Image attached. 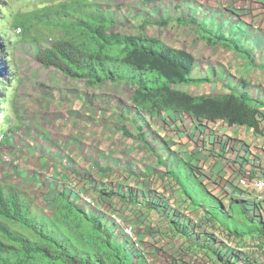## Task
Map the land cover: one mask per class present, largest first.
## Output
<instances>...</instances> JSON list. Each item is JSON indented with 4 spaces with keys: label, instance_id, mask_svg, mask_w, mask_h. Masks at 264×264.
<instances>
[{
    "label": "crops",
    "instance_id": "crops-1",
    "mask_svg": "<svg viewBox=\"0 0 264 264\" xmlns=\"http://www.w3.org/2000/svg\"><path fill=\"white\" fill-rule=\"evenodd\" d=\"M175 7L169 9L168 12L173 17L176 15L174 14ZM250 7L258 8L260 18H239L237 16L232 18L231 15L225 16L228 18H222L217 10L208 11L206 7H201L196 2H185L183 13L177 14V17H186L188 14L200 17L199 21H202L208 29L217 33L222 32L233 38L236 43L244 46L248 55H242L221 44L209 45L194 27L188 28L181 25L196 34L191 36V41L199 39L208 47L214 48L213 51L218 49L229 51L237 62L238 72L237 74L233 70L219 72L217 66L207 58L205 61L197 63L191 52L194 57L192 76L206 78L207 81L199 84L180 85L179 88L191 95L217 96L230 91L246 93L250 98L263 104L260 107L258 132L248 126L228 125L225 120H196L185 114L169 110L142 112L141 120L134 112L131 95L119 94V91L127 92L130 88L133 91L131 84L125 81H106L94 87H88L82 80L86 87L83 92L86 93L80 94L76 89L75 94L72 95V91L64 92L62 84L54 79V71L49 70L53 67H43L36 61L37 64L33 65L34 70L27 68L26 72L25 68L21 66L17 69V74L14 77L17 81L13 103L14 110H16L15 120L11 119L6 124L8 139L5 142L9 145L12 144L14 152L12 162L16 159L15 152L18 151L23 152L22 157L24 156L25 160L18 167L11 164L12 162L8 158L10 156H7L8 154L2 147L0 150V180L26 192L30 198L32 196L29 190L39 187L42 188V192L45 191L46 198L52 202L56 193L67 191L78 199L88 196L94 199L99 198L102 201L116 202L117 200L119 204L124 202L125 207L133 205V201L139 200L142 205L147 206L149 211L154 208L145 204L143 199L146 198L142 196V193L145 197L150 196V199L156 200L158 197L154 190L147 192L145 191L147 188L141 184L133 186L137 190H134L135 194L133 195L135 196L131 194L133 201L130 203L115 194H106V191H102V189L130 196L128 194L129 186H126L124 191H120L124 184L133 185L135 180L154 181L156 178H161L165 171L177 170L182 162H187L193 167L202 165L205 171H207V167L213 166L214 172L220 171L218 174L221 177L231 175V177L236 176L238 180L240 174L248 175L252 185L256 174L264 169V0H255L253 4H250ZM177 17L168 19L177 23ZM161 19L166 18H146L144 21L155 22ZM181 40L174 44L166 43L190 52L186 43L188 39L184 37ZM42 68L44 69L43 73ZM55 71L58 72L56 69ZM193 72H196V76L193 75ZM214 78L217 81L211 82ZM70 79L69 77L66 79L67 83ZM104 84L107 85L102 86ZM205 85L215 86L217 94L209 92ZM17 98L20 99L23 106L22 111L25 110L23 113L15 104ZM79 108H82L83 111L78 112ZM70 110H73L71 121L64 124V111ZM153 113L160 114L161 120L165 124L169 123V119H173L174 123L171 127L175 133L178 127H184L186 135L183 138L184 152L177 146L180 133H176L173 140L168 137L164 138L162 134L164 132L154 125L152 119L147 116V114ZM169 116L171 118H168ZM211 122H218L223 126L216 131L209 125ZM161 127L163 128L164 125ZM207 131H210L209 137ZM52 134L66 135L67 137L55 142ZM155 134L156 136H154ZM212 139L213 141H211ZM15 148L16 151H14ZM38 152H41L43 154L41 156L44 158L42 161L39 160L36 167H33L32 165H35L36 162H33L32 156H37ZM46 175L48 178L45 177ZM212 175L209 172L205 176L213 181ZM245 176L244 178H246ZM198 178L203 181L200 175ZM218 179L221 178L218 177ZM222 182H227V179L223 178ZM233 185L235 186L234 192L230 194L231 202L229 206L224 205V208L229 214H232L233 207L236 209L237 207L245 208L250 215L253 212L252 209H255V204H258L259 207L255 209V213L261 215L264 225V197H260L257 190L247 194L238 183ZM130 189L132 188L130 187ZM138 195L141 198H137ZM235 199L244 200V203L240 205L236 203ZM156 201L164 202L161 199ZM49 205V207H53L52 203ZM82 205L86 206L83 202ZM166 205L171 212V208L168 204ZM103 206L97 204L88 207L87 210L100 216L102 222L111 226L116 233L119 232L110 217L111 213L105 211ZM157 211L163 215L159 207ZM164 218L172 228L169 217L165 216ZM172 229L176 232L175 228ZM195 229L192 230V227H189L187 230L192 233L201 231L199 228L195 227ZM182 237L184 241V236L182 235ZM254 238L262 237L253 236ZM246 239L247 237L238 238L239 241ZM248 240H250L249 237ZM139 248L137 252L144 254L147 258V254L140 245ZM197 249L199 254H204L203 248L197 247ZM204 256L206 257L205 264H211L208 261L209 258L205 254ZM243 257L245 260L253 258L250 254ZM255 259V264L259 263V258L255 257ZM148 262L151 264L150 261Z\"/></svg>",
    "mask_w": 264,
    "mask_h": 264
},
{
    "label": "trees",
    "instance_id": "trees-1",
    "mask_svg": "<svg viewBox=\"0 0 264 264\" xmlns=\"http://www.w3.org/2000/svg\"><path fill=\"white\" fill-rule=\"evenodd\" d=\"M22 1L26 0H0V133L3 132L1 117L6 91L13 80L12 59L8 54L11 48L7 34L9 26L19 28L22 35L34 41L36 60L43 67H53L71 79L83 80L88 87L106 81L131 84L134 87L131 103L141 120L142 112L169 110L191 119L225 120L228 125L248 126L259 131L263 104L246 93L230 91L217 96L191 95L179 88L180 85L207 81L192 76L194 57L186 49L173 47L142 32L120 34L109 30L113 24L110 10L96 0H27L31 3L30 9L19 11L15 5ZM198 18L188 14L177 17V23L194 27L209 45L221 44L248 55L244 46L222 32L208 29ZM155 23L164 26L168 20ZM44 27L50 28L45 32L49 37L45 42L47 45L33 33ZM192 176L200 187L218 200L221 209L226 210L222 201L198 178L196 167L187 162H182L177 170L165 171L161 179H171L184 200L204 207L210 214L212 225L218 224L240 239L248 237L249 230L254 233L252 229L233 231L221 225L208 207L199 201L190 181ZM102 191L130 203L134 196L131 194H135L130 188V196L113 190ZM142 194L146 198L145 204L162 208L161 213L169 217L172 228L184 236L189 246L204 249L211 264H251L242 255L218 247L219 240L213 233L188 231L189 227L194 230V225L172 210L170 212L166 204L157 202L161 198L159 195L154 200ZM79 199L67 191L56 193L52 214L48 215L38 210L25 192L0 180V264H149L144 254L126 245L120 232L116 233L102 222L100 216L87 211ZM235 201L240 205L244 203L241 199ZM257 207L255 204V209ZM237 209L244 210L251 221L259 222L258 233L251 237L264 239L261 215L256 214L255 209L250 215L245 208Z\"/></svg>",
    "mask_w": 264,
    "mask_h": 264
},
{
    "label": "rangeland",
    "instance_id": "rangeland-1",
    "mask_svg": "<svg viewBox=\"0 0 264 264\" xmlns=\"http://www.w3.org/2000/svg\"><path fill=\"white\" fill-rule=\"evenodd\" d=\"M98 3L103 4L104 8L110 10V14L112 16L113 24L109 27V30L113 32H118L120 34H133L137 32H142L149 36H157V38L161 39L163 42H168L174 44L175 42L182 41L181 38L188 39L186 42L190 48V52L195 56L197 63L202 60L205 61L207 58L211 63L217 66V70L220 72L221 70H233L236 74L238 72L237 62L234 56H231V53L226 50H214V48L208 47L203 41L196 39V41H191V36L196 35L186 27L178 25L175 21L168 18H176L177 14L183 13V7L185 2L191 1L198 3L201 7H206L208 11L217 10V13L221 15L222 18L226 15L233 18V16H237L239 18H260L258 8H251L250 4H253L255 0H96ZM185 1V2H184ZM184 2V3H183ZM256 3V2H255ZM177 5H180L177 7ZM175 7L174 17L169 14V9ZM15 7L19 8V11H25L30 9L31 3L29 1L18 2ZM258 7V6H257ZM163 8V10H161ZM255 11V12H253ZM185 13V12H184ZM148 18H166L168 23L164 26L159 23L152 22L149 20L147 23H144V20ZM159 21V20H158ZM259 25V24H255ZM50 28L44 27L40 32L34 30L33 33L39 36L42 40V43L48 42L49 37L45 32ZM187 33H186V32ZM39 33V34H38ZM186 33V34H185ZM8 36L11 40V48L9 49V56L12 59V71H13V80L11 86L6 91V103L3 105V114L1 117L3 132L6 134L5 139L3 141L4 145H2L3 150L7 153V156H10L12 162V156L14 152L12 150V144H7V128L6 124L9 123L11 119L15 120L16 110H14V98H15V89L17 86V81L14 79L17 74V69L21 66L25 68L27 72V68L29 70H34L33 65L37 64L36 56L33 53V47H35L34 41H31L30 37L24 36L21 34L19 28H14L12 26L8 27ZM190 34V35H189ZM231 59V61H229ZM233 65V66H232ZM42 68V73H43ZM52 72L54 71V79L58 80L62 86L63 91H72V95L75 94V90L78 89L80 94H84L83 90L86 88L85 84L82 80L77 79L74 81H66L68 78L62 72H56L54 68H49ZM15 72V73H14ZM193 75L196 76V72H193ZM215 78L211 82H216ZM76 82V83H75ZM104 84L102 86H106ZM209 92L212 94H217V88L215 86L205 85ZM76 87V88H75ZM186 88V87H185ZM130 88L127 92L119 91V94L132 95L133 91ZM134 89V87H133ZM17 104V108H20L22 111V104L19 98L15 101ZM82 108L78 109V112H82ZM64 124L70 123L71 117L73 116V110L64 111ZM149 118L152 119V123L160 128V130L164 133V138L168 137L173 140L176 137V133H180V137L177 143V146L184 152V141L183 138L186 137L185 129L183 126L178 127L176 129V133L173 130L172 124L174 123L173 119H169V123L165 124L160 117V114L153 113L147 114ZM168 118H171L169 116ZM161 125H164L162 128ZM210 126L214 127L217 131L223 125H219L218 122H211ZM214 131V132H216ZM65 132V131H63ZM210 131H207V136L209 137ZM67 137L66 135L60 134H52V138L54 141L58 142L59 139H63ZM213 141V139L211 140ZM18 144V143H17ZM16 151V148L15 150ZM30 154V152H29ZM23 152L18 151L15 152L16 159L11 163L16 165L24 162L25 158L22 157ZM43 155L41 152H38L37 156H32L33 162L37 163L42 161ZM47 155V154H46ZM22 157V158H21ZM49 159L48 156H46ZM40 160V161H39ZM198 164V163H197ZM201 179L205 182L206 187L209 191L213 192L220 198L225 206H229L231 202L230 194L234 192L233 184H239L240 187L244 188L245 193L249 194L251 192L256 191V189L251 185L248 175L240 174V178L237 180V177H221L218 173L214 172L213 166L207 167V171L203 169L201 165H195ZM213 174V181L206 178L205 174L209 173ZM218 174V175H217ZM244 176L246 178H244ZM48 178V175L45 176ZM221 178V179H218ZM223 178L227 179V182H222ZM50 179V178H49ZM190 181L195 186V192L197 193V197L199 201L205 204L208 207L209 212L216 218V220L225 227L233 230V231H242V230H254V233H258V227L260 226L258 221H251L244 210L236 209L233 207V212L231 215L227 214L226 210L221 209L218 200H216L212 195H210L202 186L198 184V181L192 176ZM233 182V183H232ZM235 182V183H234ZM143 185L146 187L145 191H156L157 195H159L162 204H168L171 210L183 218L184 220H188L190 224L194 225V228L202 229V231L207 232H216L219 234L220 227L218 224H215L216 227L210 224V219L207 217L209 214L205 213V208L187 203L186 200L182 197L178 188L169 178H156L154 181H136L133 185L124 184L123 188L120 191H124L126 186L131 187L132 191L137 190V188L133 186ZM222 185V186H221ZM72 188V185L70 186ZM252 187V189H251ZM42 188H33L29 190L30 195L32 196V200L34 204L37 206L38 210L44 212L48 215L52 214L53 207H49L52 200L46 198L45 191L42 192ZM251 191V192H250ZM24 192V191H23ZM80 192V191H79ZM26 193V192H25ZM85 193V192H81ZM27 194V193H26ZM28 195V194H27ZM133 195V193H132ZM29 196V195H28ZM135 196V195H134ZM30 197V196H29ZM118 197V196H117ZM137 198H141L138 195ZM119 200V198H117ZM94 203V206L100 204L103 206L105 211L109 213H114L117 215L124 223L129 224L134 229V241L137 243L138 249L139 245L142 250L147 254V260L151 262V264H205L206 257L204 254H199L198 249L196 247L189 246L185 240L183 241L182 234L179 233L178 230L174 232V230L169 226V223L165 222L163 215L158 213L157 208L154 210H150L146 205H142L140 201H133V205L124 206V202L119 204L113 202L112 200L102 201L99 198H91ZM146 199H143L145 201ZM49 205V206H48ZM189 205V206H188ZM159 209H161L159 207ZM39 212V211H38ZM164 218V219H163ZM193 228V229H194ZM257 228V229H256ZM250 231V230H249ZM247 231V236L251 237L254 233ZM214 234V233H213ZM251 239V238H250ZM239 245H241L239 243ZM240 249V248H239ZM248 255V254H247ZM255 258L254 256H252ZM251 257V258H252ZM252 258V259H253ZM150 264V263H149Z\"/></svg>",
    "mask_w": 264,
    "mask_h": 264
},
{
    "label": "built area",
    "instance_id": "built-area-1",
    "mask_svg": "<svg viewBox=\"0 0 264 264\" xmlns=\"http://www.w3.org/2000/svg\"><path fill=\"white\" fill-rule=\"evenodd\" d=\"M44 45H47L44 44ZM5 133H0V150L2 148V145H4L3 141L5 139ZM4 157V155H2ZM253 187L259 192L260 197H264V169L260 171L252 180ZM82 200L87 205V207H93L94 203L88 196H82ZM206 213V212H205ZM210 216V215H209ZM207 216L209 219L210 217ZM110 217L112 218L113 222L119 228L122 236L123 241L125 243L133 245L135 248H137V243L134 241V229L131 225L126 224L121 220L117 215L114 213L110 214ZM211 224V222H210ZM216 227V225H214ZM202 231V229H201ZM219 234L216 232H213L214 235L219 240V246L226 248L228 251L236 252L238 254H250L251 256L259 258V263L257 264H264V239L263 238H248L245 241H239L238 237H235L232 234H229L227 230H225L223 227H220ZM212 233V232H210ZM261 239L262 241H260ZM239 243L241 245H239ZM240 248V249H239ZM248 252V253H247ZM253 254V255H252ZM245 259V258H244ZM256 263V259H252V264Z\"/></svg>",
    "mask_w": 264,
    "mask_h": 264
},
{
    "label": "clouds",
    "instance_id": "clouds-1",
    "mask_svg": "<svg viewBox=\"0 0 264 264\" xmlns=\"http://www.w3.org/2000/svg\"><path fill=\"white\" fill-rule=\"evenodd\" d=\"M35 48H36V47H33V53H34V51H35ZM34 54H35V53H34ZM0 147H1V145H0ZM80 199H81V201L84 203V201L82 200V197H80ZM84 204H85V203H84ZM85 205H86V204H85ZM87 208H88V207H87V205H86V206H85V209L87 210ZM87 211H88V210H87ZM115 227H116V230L120 232L119 228H117L116 225H115ZM120 233H121V232H120ZM122 237H123V236H122ZM247 238H248V237H247ZM249 238H253V237H249ZM126 245L131 246L132 248L134 247L133 245L128 244V243H126ZM134 248H135V247H134ZM135 249L137 250L138 247L135 248ZM238 255H242V256H244V254H238ZM248 255H249V254H248ZM243 258H244V257H243ZM247 259H248V258H247ZM247 259H246V260H247ZM248 261L251 262V264H252V259H251V260L248 259ZM254 264H255V263H254Z\"/></svg>",
    "mask_w": 264,
    "mask_h": 264
}]
</instances>
